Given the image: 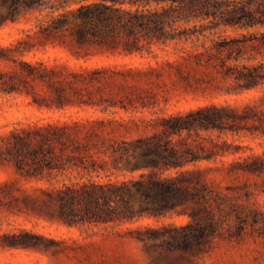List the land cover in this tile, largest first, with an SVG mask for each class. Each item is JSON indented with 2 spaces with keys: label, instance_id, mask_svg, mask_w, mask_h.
<instances>
[{
  "label": "trees",
  "instance_id": "trees-1",
  "mask_svg": "<svg viewBox=\"0 0 264 264\" xmlns=\"http://www.w3.org/2000/svg\"><path fill=\"white\" fill-rule=\"evenodd\" d=\"M44 3L0 36V96L51 111L6 133L0 209L64 231L4 243L50 264H264V0H0V28Z\"/></svg>",
  "mask_w": 264,
  "mask_h": 264
},
{
  "label": "rangeland",
  "instance_id": "rangeland-1",
  "mask_svg": "<svg viewBox=\"0 0 264 264\" xmlns=\"http://www.w3.org/2000/svg\"><path fill=\"white\" fill-rule=\"evenodd\" d=\"M47 3L43 4V7L38 9L27 10L24 14H21L17 22H9L2 28H0V36L5 41L9 36L14 35L16 31L34 23L38 19L47 17L52 12H57L58 9H52L47 6ZM21 98H14L12 96H0V153L3 148L4 137L6 133L15 126H20L31 120H34L38 116H47L51 111H46L44 108L37 109L36 107L26 104V101H21ZM12 172L11 163H0V179ZM183 217H179L181 220ZM153 221L154 218H148ZM22 227L34 228L40 230L50 229L53 233L62 232V227L55 229L54 226L47 222H33L26 220L22 217L13 216L7 214L0 209V264H50L46 256L38 252H30L24 249L16 248L4 243V238L7 233L19 231ZM97 228V226H83L75 231H81L85 229ZM245 249V248H244ZM244 249L241 251L243 252ZM234 250V247H233ZM207 264H233L228 261H222L216 263L212 259L207 261ZM234 264H261L258 261H239Z\"/></svg>",
  "mask_w": 264,
  "mask_h": 264
}]
</instances>
